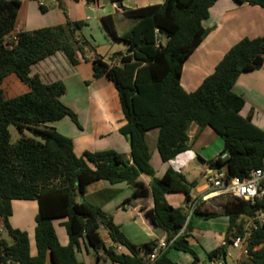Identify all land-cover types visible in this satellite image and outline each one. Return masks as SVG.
<instances>
[{"label": "trees", "instance_id": "16d2710c", "mask_svg": "<svg viewBox=\"0 0 264 264\" xmlns=\"http://www.w3.org/2000/svg\"><path fill=\"white\" fill-rule=\"evenodd\" d=\"M122 1L113 0L119 5ZM217 1L165 0L159 6L128 11L135 24L121 36L112 19H105L112 40L126 43L128 49L114 54L109 61L95 58L93 78H108L118 93L125 118L119 132L131 148L127 159L114 151L77 156L73 141L48 126L70 119L80 128L75 112L61 100L67 91L65 84H44L38 75L32 76L34 66L59 53L77 66V53L85 47L79 36L86 23L67 20L64 25L15 34L22 2L0 0V218L11 240L0 238V264H52L50 255L53 264H85L77 258L81 241L97 255V264L100 254L111 264H145L156 243L132 244L102 207L86 198L88 186L96 182L136 185L138 189L126 202L130 205L149 196V190L138 182L140 176L152 179L154 208L146 215L166 233L169 243L154 264H177L168 256L171 250L193 255L192 264H197V255L188 241L192 227L187 214L166 201V195L182 193L189 204L196 183H188L184 175L172 169L155 178L149 133L158 130L156 149L164 163L189 150L187 129L194 123L201 130L211 129L223 140V153L210 163L212 170H225L229 178L244 179L264 167V130L256 127L250 117L241 116L245 101L234 92L242 74L264 67V36L246 38L233 46L195 92H186L181 84L185 64L210 33L203 22L209 19ZM235 2L264 10V0ZM40 9L46 13L44 5ZM11 76L26 85L27 92L7 97L4 84ZM10 126L20 132L29 130L34 138H22L13 146ZM112 195L110 192L109 198ZM15 201L39 203L34 257L28 234L9 224ZM262 208L261 201H238L227 209L226 244L207 255L212 263L227 256L233 239L243 233V218L254 217ZM194 214L206 220L219 217L202 211L200 204ZM57 220H65L67 246L59 241L54 226ZM101 229L107 231L111 246L103 240ZM114 244L125 247L130 254H118ZM236 264H264V229L253 236L247 261Z\"/></svg>", "mask_w": 264, "mask_h": 264}, {"label": "crops", "instance_id": "0c3cea01", "mask_svg": "<svg viewBox=\"0 0 264 264\" xmlns=\"http://www.w3.org/2000/svg\"><path fill=\"white\" fill-rule=\"evenodd\" d=\"M164 1L123 0L119 5L113 0H43L40 3L21 0L22 7L17 18L15 34L64 25L67 20L86 23L79 36L85 47L83 52L77 53L79 60L77 66L71 65L67 58L59 53L32 68V76L38 75L44 84L57 81L65 84L67 91L61 100L75 112L80 128L70 119H64L48 126L73 141L77 156H83L85 152L114 151L130 159V143L119 132L125 125V118L118 93L108 78H93L92 62L97 57L109 61L114 54L125 53L128 49L126 43L112 40L104 22L105 19H112L117 34L121 36L135 24V20L128 15V11L159 6ZM40 5L46 7L45 14L41 12ZM203 26L210 30V33L189 58L182 72L181 84L188 93L195 92L203 81L214 73L217 65L233 46L246 38L256 39L264 36V10L259 6L239 5L235 0H218L211 8L210 17L203 22ZM69 85L79 88L84 86L87 92L83 104L78 106L75 104L79 96H76L74 104L65 103L64 98L70 91ZM234 92L245 101L241 116L250 117L256 127L264 130V67L261 70L242 74L234 87ZM187 133L189 150L168 163L162 162L160 156L157 155V138L149 133L148 142L152 152L151 165L155 171V178H161L169 169H172L184 175L188 183H196L190 202L198 201L202 211L219 215L217 218L206 220L202 216L195 215L194 212L190 213V207L185 202L184 194L166 195L169 205L176 209L187 210L184 212L188 217L187 222H190L192 227L191 232L188 233V241L197 255V264H213L207 255L226 244L229 219L224 214L238 200L227 193L214 194L206 181L207 176L214 171L210 168V163L219 158L224 150V143L220 141V137L209 128L201 130L194 123L188 126ZM138 182L149 190V196L134 200L130 205H126V202L138 189L136 185L112 186L107 182H96L88 186L86 198L87 200L95 199L93 201L111 217L123 235L132 244L140 246L165 240L166 233L156 228L146 215V211L154 208L151 193L152 179L140 176ZM110 192H113L111 198H109ZM103 198L104 200H101ZM109 206H113V209ZM12 210L13 214L9 219V224L13 229L28 234L30 253L34 257L37 255L35 229L39 203L37 201H15L12 204ZM64 221H55V229L58 224L63 226ZM135 229L138 233L142 232L143 236H138ZM105 231L104 235L103 231H100V234L105 243L111 246L112 242ZM138 237H143V239ZM0 238L11 242L1 218ZM58 238L62 246L69 244V238L64 233L61 236L58 235ZM81 243L85 244L89 257L95 256V264H97V255L89 252V246H86L84 241ZM117 247L121 248V253L116 250L118 254H128L123 247ZM168 256L177 264H192L195 261V257L191 254L175 250L169 251ZM101 257L103 256L100 254V264L103 260ZM240 257L239 262L247 261V258ZM85 264L93 263L85 262Z\"/></svg>", "mask_w": 264, "mask_h": 264}, {"label": "built area", "instance_id": "2783aa9c", "mask_svg": "<svg viewBox=\"0 0 264 264\" xmlns=\"http://www.w3.org/2000/svg\"><path fill=\"white\" fill-rule=\"evenodd\" d=\"M206 181L214 194L227 193L238 201H246L252 204L257 201L264 202V167L254 170L249 177L244 179L239 177L229 178L225 170H216L207 176ZM198 203V201L189 203L191 214L199 205ZM243 220L245 221L243 233L233 239L231 246L239 252L240 256H247L253 236L259 230L264 229V208L259 210L254 217H246ZM168 247L169 243H167L166 239L158 241L152 253L146 257L145 264H154ZM115 248L117 252L121 251L120 247L115 246ZM213 264L226 263L224 259H218Z\"/></svg>", "mask_w": 264, "mask_h": 264}, {"label": "rangeland", "instance_id": "374dc122", "mask_svg": "<svg viewBox=\"0 0 264 264\" xmlns=\"http://www.w3.org/2000/svg\"><path fill=\"white\" fill-rule=\"evenodd\" d=\"M73 87L74 86H71V85L68 86V88H70V91H68L67 96H65V98H64L65 103L72 105V104H74L73 101L76 100L75 99L76 96H79V99L77 102H75V104H77V106L83 104L85 93L87 92L86 89L84 88V86H81L80 88L78 86H76L74 88ZM4 90H5L7 97L13 98L15 96H18L20 94L27 92L28 88L26 85L21 83L16 78V76H11L6 80V82L4 84ZM9 132H10V143L13 146L18 144L22 138H34V136L32 135V133L29 130H24V132H20L14 126L9 127ZM150 133H151V135H153V134L155 135V133H156V135L155 136L153 135V137L157 138L158 130H153ZM220 141H222V143H223V140L221 138H220ZM223 148H224V145H223ZM156 153H157V155H159L158 152H156ZM93 200H95V199L89 198L90 202H95ZM101 200H104V198ZM113 205H115V203H113ZM109 207L111 209H113V206H109ZM184 211H187V210L185 209ZM19 219H20V217H19ZM56 230H57L59 236H61V234H63V233H64V235H67L65 227L60 225V224L56 225ZM125 230H128V229H125ZM100 231L101 232L103 231L102 234L104 235V229H101ZM135 232L138 233L136 229H135ZM138 236H143L142 232H139ZM138 238L143 239V237H141V238L138 237ZM84 245H85L84 243H80V249L77 252L78 260L83 262V263L91 262V263L95 264V262H96L95 256L89 257ZM123 248H124V251L126 253L130 254V251L128 249H126L125 247H123ZM88 250H89V252H93V250H91L90 248H88ZM118 253H121V252L118 251ZM102 256L103 257H101V258H103V260L101 261V264H111L110 262L106 261V258L104 257V255H102ZM191 256L193 257V255H191ZM239 257H240L239 252L230 245V247L228 249V256L225 258V262L227 264H236L238 262ZM241 257L247 258V256H244V255H241Z\"/></svg>", "mask_w": 264, "mask_h": 264}, {"label": "water", "instance_id": "95a60500", "mask_svg": "<svg viewBox=\"0 0 264 264\" xmlns=\"http://www.w3.org/2000/svg\"><path fill=\"white\" fill-rule=\"evenodd\" d=\"M223 258H225V256H224ZM50 262L53 264V262H52V258H51V255H50Z\"/></svg>", "mask_w": 264, "mask_h": 264}, {"label": "clouds", "instance_id": "9594fccd", "mask_svg": "<svg viewBox=\"0 0 264 264\" xmlns=\"http://www.w3.org/2000/svg\"><path fill=\"white\" fill-rule=\"evenodd\" d=\"M115 246H117V245H114V247H115ZM225 257H226V256H225ZM222 259H224V260H225V258H222ZM226 264H227V263H226Z\"/></svg>", "mask_w": 264, "mask_h": 264}]
</instances>
